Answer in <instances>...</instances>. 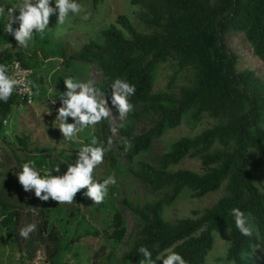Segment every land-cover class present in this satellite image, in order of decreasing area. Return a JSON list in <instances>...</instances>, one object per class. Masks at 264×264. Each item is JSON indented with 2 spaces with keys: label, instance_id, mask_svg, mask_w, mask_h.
I'll use <instances>...</instances> for the list:
<instances>
[{
  "label": "trees",
  "instance_id": "1",
  "mask_svg": "<svg viewBox=\"0 0 264 264\" xmlns=\"http://www.w3.org/2000/svg\"><path fill=\"white\" fill-rule=\"evenodd\" d=\"M81 1L77 0L78 3ZM104 1L92 0L93 8L100 10ZM128 1L134 7L133 14H119L114 22L106 24L97 33L90 32V39L80 51L65 56L69 66L77 60L83 66V74L91 63H95L102 72V79L95 86L105 94L112 96L111 84L117 78L137 89L130 97L134 111L118 127L122 140L118 148L128 161L129 170L158 198L142 203L123 200V205L136 217L137 234L131 237L127 255L120 264H139L144 259L138 251L141 246L152 252L154 260L158 254L167 255L165 250L171 249L180 253L188 264H207L216 234L226 237V232L230 235L229 246L218 261L264 264V190L258 183L264 174V80L253 69L238 70V55L229 48L225 37L228 31L244 33L254 54L264 61V0ZM57 16L58 13L53 18V27L60 32L81 28L79 23L71 22L61 27L56 24ZM3 24L4 19L0 18V45L12 44L0 51V64L9 66V74L15 59L34 69L31 76L34 103L41 98L51 99L55 92L60 95L66 92L64 79H79L73 73L60 72L55 75V92L48 90L45 81H54L38 74L43 60L37 57V50L30 54L14 51V36L4 31ZM52 34L50 32L43 39L37 37L35 41L42 45L52 39L61 42L51 37ZM169 63L175 69L166 88L154 91L159 67ZM179 74L185 80L181 84L177 83ZM19 105L16 92L7 103L0 101V136L8 128L5 121L16 107H21ZM203 117L214 118L215 124L193 136L177 139L152 161L140 157L150 153L155 139L168 129L178 127L184 121H194L195 125ZM140 121L147 122L150 127L139 130L137 122ZM17 140L25 155L16 153L7 158L9 162L15 158L19 166L14 173L18 193L17 174L24 163L34 161L42 176L48 172L63 175L68 164L73 163L64 151L29 147L26 139L17 137ZM125 145H130L127 151ZM186 158L200 160L202 170L171 168ZM110 164L116 166L120 161L116 164L112 154ZM57 167H60L59 173L54 171ZM220 189L224 190L222 197L215 204L196 211V216L178 218L175 222L164 217L165 208L184 191L189 190L192 197H202ZM86 191L78 192L71 205L56 202L49 207L47 201H43L38 229L27 243L31 260L42 247L33 251L34 241L44 242L42 248L52 263L59 264L64 263L61 253L71 251L76 255L73 245L81 236L99 233L91 230L82 213L81 205L87 202ZM109 200L96 205L94 216L106 223V215H113L107 222V239L113 243L114 250L126 237L127 224L120 209L113 211L114 199ZM234 207H239L248 216L253 228L251 237L243 236L235 227L234 217L230 215ZM0 210L7 215L6 223H17L21 209L10 202L1 185ZM74 220L83 222L85 232L76 230L70 234L74 236L67 237L72 231L68 225L71 227ZM157 264H163V261L158 260Z\"/></svg>",
  "mask_w": 264,
  "mask_h": 264
},
{
  "label": "rangeland",
  "instance_id": "2",
  "mask_svg": "<svg viewBox=\"0 0 264 264\" xmlns=\"http://www.w3.org/2000/svg\"><path fill=\"white\" fill-rule=\"evenodd\" d=\"M16 2L17 0H0V6L5 7L6 18H8L7 9L12 7ZM52 2V5L55 6V0H52ZM79 3L83 4L87 11L91 13L90 19L84 21L80 17L73 16L69 22L79 23L78 26L81 28H73L72 32H60L59 29L53 27L55 25L53 18L56 14L50 17V30L47 34L53 32L51 37L59 39L61 42L52 39L48 44L42 45L38 41H35L39 36H35L34 41L27 49L19 48L16 40L15 45L12 46L14 51H24L27 54L35 53L34 49L37 50V57L39 56L43 60L38 74L41 76L44 75L48 79L50 77V81H54L53 83L49 81L47 83L45 81L48 90L51 92H55V75H58L60 72L63 74L73 73L78 75L82 81L93 80L95 84L99 83L102 79V72L95 63H91L88 66L85 75L81 68L83 66L79 62H76L77 60L72 62L75 64L69 66L65 56L80 51L85 42L90 39V32L97 33L106 24L114 22L119 14H133L134 12V7L130 6L128 0H105L100 10L93 8L92 0H83ZM95 10L96 12H94ZM15 15H19V12L17 11ZM5 24L6 19H4V27ZM14 26H16V23L13 24V28ZM225 37L229 48L238 55V70L246 68L253 69L256 75L264 80V61L254 54L253 48L244 33L240 31H228ZM10 44L0 45V51L3 47L9 46ZM45 54H48L47 58ZM174 69L175 66L171 65V63L169 65L162 64L159 67L154 83V91L164 90L166 88L169 77L174 73ZM184 81L182 75L179 74L177 83L181 84ZM106 98L113 112L111 121H104L94 128L90 126L82 130L78 133L75 142L64 140L62 133L57 128L59 122L55 121V119L58 115V109L62 106L61 95L58 92H55L51 99L47 100V97L41 98L40 101H36L30 107H16L11 117L7 119V123H4L8 128L0 136V185L10 202L15 204L18 209H21V214L16 224L13 222L9 225L6 223L7 215L3 214L0 210V264H29L31 258L28 257L27 243L34 237L38 229L41 215L40 210L43 206V201L35 196L34 189L26 192L20 184V193H18L17 186L14 185V173L18 171L19 166H17V160L15 158L12 159V162H9L7 157H11V155H15L16 153L22 157L25 155V152L22 150V144L17 140V137L26 139L29 147H50L56 152L64 151L65 155L73 163L77 159L79 149L89 144L93 137H96L98 142H104L105 145L107 139L109 137L112 138L113 144L111 151L106 153L104 163L96 167L93 178L95 181L102 182L110 175L115 176L117 184L115 186H109L108 195L104 202L106 200L110 201L109 198L114 199L113 211L116 208L120 209L126 220V237L113 250V243L107 239L109 232L107 222L108 220H112L113 215H106V223L97 219L94 216L96 204L90 198H87V202L81 205L82 213L86 217L87 222L90 223L91 230H98L99 233H87L76 240L73 245L74 250H76L75 256L71 251H67L65 254L61 253V256L63 255L64 262L69 261L70 264H120L124 260L129 250L131 237L137 234V226L136 217L129 208L123 205V200L129 199L133 203H142L146 200H155L158 198V195L147 190L136 178L132 170H129V163L118 148L122 143L121 135L119 131L116 135L110 132V125L111 127L118 128L124 121L118 120L119 113L111 103V96L106 94ZM67 122L74 123L71 117L68 118ZM106 122L107 125L105 127ZM214 124L215 119L211 117H203L199 121H196L195 125L194 121H184L178 127L168 129L161 137L156 138L151 152L140 157L152 161L156 155L166 152L171 143L177 139L187 135L193 136ZM137 127L139 130H143L149 128L150 124L145 121H140L137 122ZM112 154L114 155L116 164H119L120 161L119 165L113 166L110 164ZM179 167L190 168L196 171L202 170L201 161L193 158H186L183 162L171 168L176 169ZM117 169H121V172H117ZM258 183L264 190V174L259 178ZM223 194L224 190L220 189L217 192H211L202 197H192L190 196V191L186 190L171 205L165 208L164 217L167 220L175 222L178 218L196 216V211H201L215 204ZM30 197H36V200H31ZM55 204L56 201L54 200L49 199L47 201L49 207ZM79 217L81 218L82 216ZM30 223L37 225L36 231L30 234L29 239L20 237L19 229ZM82 224L83 222L79 223L77 220H74L71 227L69 224L68 229L70 230L72 228V231L67 234V237L76 230H79L81 233L85 232L82 229ZM72 236L74 235H70V237ZM229 236L228 232H226V237H223L221 233L216 234L215 246L207 256V264H226L224 261H218L217 258L225 255L229 246ZM40 246H45V243L34 241L33 251ZM108 253H111L110 257H107Z\"/></svg>",
  "mask_w": 264,
  "mask_h": 264
},
{
  "label": "clouds",
  "instance_id": "3",
  "mask_svg": "<svg viewBox=\"0 0 264 264\" xmlns=\"http://www.w3.org/2000/svg\"><path fill=\"white\" fill-rule=\"evenodd\" d=\"M17 11L19 15H15ZM57 12L56 24L60 26L69 22L73 16L80 17L84 21L91 17V13L77 0H55V6L52 5V0H17L12 7L7 9L8 18L5 17V7L0 6V18L6 19L4 31L14 36L18 47L23 49L30 47L35 36L38 35L41 39L45 37L50 30V17ZM15 23H18L19 27L14 29L13 24ZM13 67L15 71L9 75V66L0 64V101L5 103L10 100L14 92L20 95L31 96L32 94L29 87L32 82L25 79V73L30 70L21 71L19 62H16ZM64 83L66 92L61 95L62 106L58 109L55 119L59 122L57 128L64 140L75 142L78 133L82 130L90 126L94 128L104 121H111L113 112L108 105L106 94L95 86L93 80L82 81L68 77L64 79ZM111 88L113 90L111 103L119 113L118 120L124 121L134 111L130 97L135 95L137 89L133 84L120 78L115 79ZM28 103L31 104L32 100L29 99ZM69 117L74 123L67 122ZM110 132L116 135L118 128L110 125ZM112 144L111 137L107 139L106 145L93 137L89 144L79 149L75 163H69L67 172L63 175H52L48 172L42 176L35 168L34 161L24 163L22 171L17 174L19 183L26 192L34 189L35 196L41 201L46 202L51 199L60 205H71L77 193L82 189H87L84 195L94 204L99 205L108 195L109 186L117 184L114 175H110L102 182L95 181L93 178L94 170L104 163L105 155L111 151ZM129 148L130 145H125V151ZM54 171L59 173L60 167L55 168ZM230 215L234 217L235 227L243 236L253 235V228L243 210L234 207L230 210ZM36 229L35 223L27 224L19 229V235L24 239H29L30 234ZM138 251L144 257L139 264H157L158 260H162L163 264H188L180 253L171 249L165 250L167 255L158 254L155 260L147 247L141 246ZM37 258H39V253H37Z\"/></svg>",
  "mask_w": 264,
  "mask_h": 264
},
{
  "label": "built area",
  "instance_id": "4",
  "mask_svg": "<svg viewBox=\"0 0 264 264\" xmlns=\"http://www.w3.org/2000/svg\"><path fill=\"white\" fill-rule=\"evenodd\" d=\"M16 62H19L20 64V70L23 71V70H30L28 72L25 73V79L27 81H31L32 82V79H31V76H33V74L35 73L34 69L31 68V67H27L25 65H23V63L21 62V60L19 59H15L13 62H12V65H11V71H10V74L11 75L13 73V71H15L14 69V64ZM29 87L31 88V96H29L28 94H25V95H20L17 93L18 95V98L20 100V105L19 106H25V105H32L34 104V95H35V90L33 88V83H31L29 85ZM31 99L32 100V103L29 104L28 103V100ZM37 253H39V258H37ZM29 264H53L51 259L49 258L46 250L42 247L38 248L32 258V260L29 262ZM59 264H70L69 262H64V263H59Z\"/></svg>",
  "mask_w": 264,
  "mask_h": 264
}]
</instances>
